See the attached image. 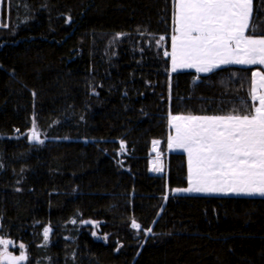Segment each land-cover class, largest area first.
I'll list each match as a JSON object with an SVG mask.
<instances>
[{"label": "trees", "instance_id": "trees-1", "mask_svg": "<svg viewBox=\"0 0 264 264\" xmlns=\"http://www.w3.org/2000/svg\"><path fill=\"white\" fill-rule=\"evenodd\" d=\"M174 3L1 0L0 239L26 264H264V198L175 194L182 153L152 173L170 114L255 103L251 68L171 71Z\"/></svg>", "mask_w": 264, "mask_h": 264}, {"label": "snow or ice", "instance_id": "snow-or-ice-1", "mask_svg": "<svg viewBox=\"0 0 264 264\" xmlns=\"http://www.w3.org/2000/svg\"><path fill=\"white\" fill-rule=\"evenodd\" d=\"M256 19L254 0H175L171 51L164 52L171 71L195 69L207 74L227 65L264 66V30L256 34L264 26ZM250 98L258 106L253 103L244 113L233 109L234 114L227 115H169L174 135L168 137V148L187 153L188 187L176 192L264 197V71L251 73ZM30 139L43 143L35 126ZM120 147L123 151L125 145ZM152 170H162L159 153ZM131 226L138 231L141 227L135 220ZM50 231L44 228L45 242ZM12 244L0 239V264L27 260L25 245L20 244L22 251L13 255Z\"/></svg>", "mask_w": 264, "mask_h": 264}, {"label": "crops", "instance_id": "crops-1", "mask_svg": "<svg viewBox=\"0 0 264 264\" xmlns=\"http://www.w3.org/2000/svg\"><path fill=\"white\" fill-rule=\"evenodd\" d=\"M174 7H175V3H174ZM173 27H174V24H173ZM172 35H173V31H172ZM170 63H171V61H170ZM227 66H236V67H242V68H251V69H253V71H264V66H261V65H250V66H244V65H227ZM227 66H222L221 68H224V67H227ZM216 70H218V69H216ZM188 71L189 72H195V69H179L177 72H188ZM196 74H199V75H207V74H210V73H207V74H205V73H196ZM255 103H256V106H258V101H256ZM169 152L182 153V154H184L186 156V159H187V153H185L183 150H180V149L177 150V149H174L173 148ZM187 175H188V165H187ZM187 187H188V185H187ZM180 194H183V195H202V196L215 195V196H231V197H259V198H264V197H260V196L236 195V194H231V193L225 195V194H220V193H186V192H181Z\"/></svg>", "mask_w": 264, "mask_h": 264}, {"label": "rangeland", "instance_id": "rangeland-1", "mask_svg": "<svg viewBox=\"0 0 264 264\" xmlns=\"http://www.w3.org/2000/svg\"><path fill=\"white\" fill-rule=\"evenodd\" d=\"M0 4H1V0H0ZM170 51H171V49H170ZM189 72V71H188ZM193 73H195V72H193ZM196 74V73H195ZM169 130H170V135H173L174 134V130L172 129V128H170V126H169ZM175 149V148H174ZM171 149H169L168 148V144H167V151H166V153H161L160 154V152L158 151V150H155V152H154V155H153V157H152V159H151V163H152V165H151V168L153 169L154 168V166H155V162H156V159H157V155H158V153H159V158H160V165H161V167H162V170H163V168H164V157H165V154H167V155H169V154H171V153H173V152H169ZM178 150V149H177ZM181 150V149H180ZM163 155H164V157H163ZM151 169V170H152ZM162 170L161 171H159V172H156V171H153L152 170V173L153 174H158V173H162ZM175 194H180L181 192H174ZM85 226H90L91 228H92V230L93 231H96L97 230V228H98V224H96V223H85L84 224ZM12 254H14L13 252H12ZM16 255H19V254H16Z\"/></svg>", "mask_w": 264, "mask_h": 264}, {"label": "water", "instance_id": "water-1", "mask_svg": "<svg viewBox=\"0 0 264 264\" xmlns=\"http://www.w3.org/2000/svg\"><path fill=\"white\" fill-rule=\"evenodd\" d=\"M9 247H10V245H9ZM26 262H27V260H26V261H24V262H22V264H26Z\"/></svg>", "mask_w": 264, "mask_h": 264}, {"label": "built area", "instance_id": "built-area-1", "mask_svg": "<svg viewBox=\"0 0 264 264\" xmlns=\"http://www.w3.org/2000/svg\"><path fill=\"white\" fill-rule=\"evenodd\" d=\"M151 165H152V163H151Z\"/></svg>", "mask_w": 264, "mask_h": 264}]
</instances>
